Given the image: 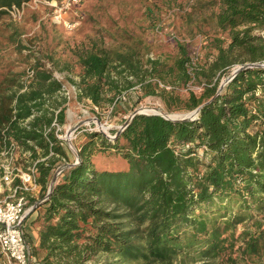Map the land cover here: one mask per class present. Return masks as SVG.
Listing matches in <instances>:
<instances>
[{"label":"trees","instance_id":"16d2710c","mask_svg":"<svg viewBox=\"0 0 264 264\" xmlns=\"http://www.w3.org/2000/svg\"><path fill=\"white\" fill-rule=\"evenodd\" d=\"M23 1L0 0V20ZM212 3L221 35L197 65L181 42L171 63L144 61L141 40L119 48L93 40L77 51L80 80H71L79 98L99 108H115L139 84L143 96L160 95L169 107L201 109L181 121L138 114L112 135L84 129L79 162L64 168L23 223L31 264H264V0ZM252 63L259 65L239 69ZM193 80L200 94L157 89L159 81ZM67 101L64 83L41 61L0 79V157L14 140L28 159L44 158V190L30 206L44 199L61 165L77 160L52 126L55 117L65 123ZM30 219L39 226L36 243L25 229Z\"/></svg>","mask_w":264,"mask_h":264},{"label":"rangeland","instance_id":"374dc122","mask_svg":"<svg viewBox=\"0 0 264 264\" xmlns=\"http://www.w3.org/2000/svg\"><path fill=\"white\" fill-rule=\"evenodd\" d=\"M217 9L212 0H80L68 13L69 20L78 22L70 29L54 20L49 8L27 7L21 19L15 20L8 14L0 20V79L9 68L22 72L36 61L52 70L64 83L68 98L62 133L69 128L75 130L72 145L78 151L76 146L84 138V129L103 130L112 135L113 130L120 129L122 122L137 109L149 107L166 114L189 112L169 107L160 95L143 96L139 84L118 97L115 108L102 109L88 98L80 99L79 89L73 82L80 80L77 51L90 46L93 40L118 48L124 42L141 40L146 47L142 52L144 61L150 58L171 63L177 53L175 47L181 42L188 46L197 65L211 54L212 37L221 35L212 17ZM13 37L28 48L20 51ZM48 56L53 57L55 63ZM64 66L70 68L63 70ZM147 78L157 80L156 76ZM224 85L225 79L221 81V86ZM163 88L185 98L190 90L200 94L203 85L194 80L179 86L159 81L158 91ZM67 146L71 148L70 144ZM29 161L27 156L20 154L17 163L26 165ZM99 259L101 262L107 260L106 256Z\"/></svg>","mask_w":264,"mask_h":264},{"label":"built area","instance_id":"2783aa9c","mask_svg":"<svg viewBox=\"0 0 264 264\" xmlns=\"http://www.w3.org/2000/svg\"><path fill=\"white\" fill-rule=\"evenodd\" d=\"M79 1L24 0L21 5L13 4L6 9L13 19L18 20L23 18L27 7L35 8L43 6L50 9L54 20L64 23L67 28L71 29L78 22L69 20L68 13ZM33 77V71H30L29 75L25 77L26 82L29 83ZM229 80L230 78L225 79V84ZM52 126L55 127L58 138L67 144L76 137L73 128H69L63 134L62 124L57 121L56 117L53 120ZM20 154L22 156L29 155L27 151L23 152L20 144L14 140L1 151L0 187L3 188V192L6 191V194L0 199V264L32 263L31 247L23 228V221L25 215L32 207L29 204L30 200L40 192L42 185L38 181V163L44 158L32 159L26 165H21L17 163ZM67 164L65 163L60 167ZM63 170L58 173V176Z\"/></svg>","mask_w":264,"mask_h":264},{"label":"water","instance_id":"95a60500","mask_svg":"<svg viewBox=\"0 0 264 264\" xmlns=\"http://www.w3.org/2000/svg\"><path fill=\"white\" fill-rule=\"evenodd\" d=\"M259 64H256V63H252V64H246L244 66H241L239 69L241 68H244V67H247V66H257ZM238 69V70H239ZM223 86H221L220 88H222ZM200 109H201V106L196 108L195 110L189 112V113H186V114H180L179 116H171L170 114H166V113H163L161 112L160 110H155V111H143L142 108L140 109H137L135 110L131 116L125 121L124 125H122L120 127V130H123L129 123L130 121L138 114H160L162 116H164L165 118H168V119H171V120H175V121H181V120H188V119H194L196 118V116L199 114L200 112ZM103 133L106 134L105 131L102 130ZM108 135V134H106ZM119 136V134L115 135V138H117ZM69 144L71 146V148L73 149V151L75 152V155H76V161L74 163H68L67 165L63 166V167H60L56 173L54 174V177L52 178V181H51V184H50V187H49V190L46 194V196L44 197V199H41V200H38L31 208L30 210L27 212V214L25 215L24 219L35 209L37 208L41 203H43L51 194L52 190L54 189V185H55V182L57 180V176H58V173L63 170V168L67 167V166H71L77 162H79L80 160V156L78 154V151H76V149L73 147L72 145V141H69Z\"/></svg>","mask_w":264,"mask_h":264},{"label":"crops","instance_id":"0c3cea01","mask_svg":"<svg viewBox=\"0 0 264 264\" xmlns=\"http://www.w3.org/2000/svg\"><path fill=\"white\" fill-rule=\"evenodd\" d=\"M43 186H41V189H40V192L39 193H37L36 195H35V197L34 198H32V199H39L40 198V196H41V194H42V192H43ZM5 194H6V191H4L3 192V188H1L0 187V199L1 198H3L4 196H5ZM31 199V200H32ZM28 217V216H27ZM26 217V218H27ZM25 218V219H26ZM25 219H24V221H25ZM24 221H23V223H24ZM31 220H29L28 222H30ZM26 229V231L27 232H29V233H31V235H32V239H33V242L34 243H36L37 242V238H38V229H39V226H38V224L36 223V224H32L31 222H30V224L29 225H27V227L25 228Z\"/></svg>","mask_w":264,"mask_h":264},{"label":"bare ground","instance_id":"6f19581e","mask_svg":"<svg viewBox=\"0 0 264 264\" xmlns=\"http://www.w3.org/2000/svg\"><path fill=\"white\" fill-rule=\"evenodd\" d=\"M142 110L143 111H153L152 109H150L149 107H144V108H142ZM171 116H179L180 115V113L179 114H177V113H174V114H170ZM95 122V121H94ZM70 131H72L71 129H70ZM70 135V134H69Z\"/></svg>","mask_w":264,"mask_h":264}]
</instances>
